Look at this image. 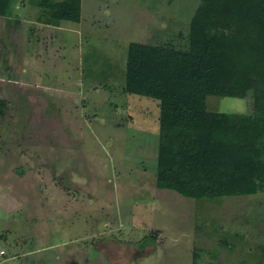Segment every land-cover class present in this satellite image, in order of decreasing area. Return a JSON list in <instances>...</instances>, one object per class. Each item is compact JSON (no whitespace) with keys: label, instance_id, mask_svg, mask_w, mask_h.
<instances>
[{"label":"rangeland","instance_id":"obj_1","mask_svg":"<svg viewBox=\"0 0 264 264\" xmlns=\"http://www.w3.org/2000/svg\"><path fill=\"white\" fill-rule=\"evenodd\" d=\"M199 1L80 0L79 23L43 30L36 0H11L0 17V264H264V191L156 187L157 101L119 85L126 56L114 50L185 48ZM252 79L245 96L209 95L207 107H260Z\"/></svg>","mask_w":264,"mask_h":264},{"label":"trees","instance_id":"obj_2","mask_svg":"<svg viewBox=\"0 0 264 264\" xmlns=\"http://www.w3.org/2000/svg\"><path fill=\"white\" fill-rule=\"evenodd\" d=\"M36 3L56 18H80V0ZM10 5L0 0V15ZM253 77L264 85V0H200L185 48L128 44L123 90L158 100L156 187L205 199L264 191V104L237 113L206 102L245 96ZM6 108L0 97V116Z\"/></svg>","mask_w":264,"mask_h":264},{"label":"crops","instance_id":"obj_3","mask_svg":"<svg viewBox=\"0 0 264 264\" xmlns=\"http://www.w3.org/2000/svg\"><path fill=\"white\" fill-rule=\"evenodd\" d=\"M23 5V4H22ZM22 5H21V3H20V5L19 4H17V9L15 10V12H13L14 14H17V16H19V18L21 17H23L24 16V14L22 13L24 10L22 9ZM41 7V6H40ZM41 8H43V10L44 11H38V13H40V14H38L37 15V17H35L36 18V20L35 21H39V23L40 24H42V26H40L39 27V29H43L44 30V27H55V28H64V25H62L61 24V22L64 20V19H60V18H56V17H54V16H52L51 15V13H50V10L49 9H46V8H44V7H41ZM49 10V11H48ZM24 13H25V11H24ZM42 15H44L43 16V19H42V21L40 20V16H42ZM2 15H0V17H1ZM3 17V16H2ZM46 17V18H45ZM52 19H51V18ZM161 20H163L162 18H160ZM20 21V20H19ZM66 21V20H65ZM70 21H72V20H70ZM79 21H80V18H79V20L77 21V23H79ZM17 22V21H16ZM19 25H20V23H19ZM44 32H46V34H47V30L46 31H44ZM49 32V31H48ZM49 36V35H48ZM50 37V36H49ZM52 37V36H51ZM63 38V37H62ZM92 40V39H91ZM128 45V44H127ZM126 45V48L125 49H120L118 52H117V50H114V56L116 57V59H114L115 61H118L117 59H119V58H121L122 57V53H124L125 54V56L127 55V48H128V46ZM25 48H26V46H25ZM30 48H32V47H30ZM114 57V58H115ZM126 58V57H125ZM114 61V62H115ZM94 63V62H93ZM116 63V62H115ZM119 64V63H118ZM125 64H126V59L124 60V67H123V69H122V73L123 74H121L120 75V83H119V85H120V87H123L124 86V84H125ZM112 66H114L113 67V69L112 70H114L115 68H117L116 66V64H112ZM107 67V66H106ZM92 70H95V67L92 65ZM92 70L90 71V72H92ZM111 70V71H112ZM24 71H26V67L24 68ZM34 71H37V68L36 69H34ZM87 73H88V71H87ZM86 73V74H87ZM113 80V79H112ZM156 101H157V105H156V107L158 106V100L156 99ZM157 113H158V115H157V121H158V116H159V106H158V109H157ZM157 142H158V135H157ZM162 189H165V188H162ZM38 249V247L36 248V249H34V250H37ZM34 250H32V251H34Z\"/></svg>","mask_w":264,"mask_h":264},{"label":"built area","instance_id":"obj_4","mask_svg":"<svg viewBox=\"0 0 264 264\" xmlns=\"http://www.w3.org/2000/svg\"><path fill=\"white\" fill-rule=\"evenodd\" d=\"M3 252H4L3 250L0 251V253H3Z\"/></svg>","mask_w":264,"mask_h":264}]
</instances>
